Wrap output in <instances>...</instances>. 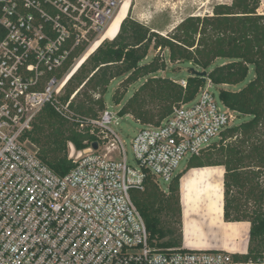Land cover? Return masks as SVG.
<instances>
[{"label":"built area","instance_id":"1","mask_svg":"<svg viewBox=\"0 0 264 264\" xmlns=\"http://www.w3.org/2000/svg\"><path fill=\"white\" fill-rule=\"evenodd\" d=\"M124 1L0 0V264H264V254L158 249L134 200L149 176L169 184L186 156L219 144L236 125L240 113L218 100L210 79L159 124H144L132 139L139 167L128 161L116 127L120 110L111 106L91 120L105 153L90 145L76 158L79 151L70 145L75 165L66 174L45 164L27 137L47 105L73 119L74 95L66 104L60 97L101 42L88 48L93 35ZM181 84L186 87L187 79Z\"/></svg>","mask_w":264,"mask_h":264},{"label":"trees","instance_id":"2","mask_svg":"<svg viewBox=\"0 0 264 264\" xmlns=\"http://www.w3.org/2000/svg\"><path fill=\"white\" fill-rule=\"evenodd\" d=\"M259 4L260 0L218 4L212 15L189 16L169 36L158 34L128 15L117 36L100 44L66 84L60 98L66 104L74 95L69 105L73 119L51 105L37 115L27 137L37 146L38 156L55 172L62 175L69 172L75 165L70 145L82 151L100 140V131L91 120L97 119L105 109V100L102 96L94 99L90 90L104 95L118 77L127 75V85L146 78L124 103L120 114H131L143 124L154 125L169 116L175 106L192 101L208 79L216 86L246 82L238 90L219 89L225 104L247 118L224 132V139L242 134V145L227 144L223 139L209 147L217 150L218 161H205L201 154L193 156L187 170L213 165L225 167V219L251 222L248 253L264 254V207L253 210L252 215L241 213L240 202L231 196L233 189H238L256 202L264 201V189L259 192L258 181L264 168V14L257 13ZM153 43L168 48L172 61L197 67L187 78L186 87L160 75L166 63L158 57L145 63ZM85 48L83 45L76 49L62 73L70 69L74 58ZM218 59L224 61L215 64ZM195 70L207 71L206 81L194 74ZM124 97V94L114 95V101L121 103ZM184 172L178 173L166 188L149 176L145 189L133 193L149 229L150 241L161 250L183 246L180 180Z\"/></svg>","mask_w":264,"mask_h":264},{"label":"rangeland","instance_id":"3","mask_svg":"<svg viewBox=\"0 0 264 264\" xmlns=\"http://www.w3.org/2000/svg\"><path fill=\"white\" fill-rule=\"evenodd\" d=\"M233 0H128V14L133 19L140 21L141 23L145 24L153 31H156L160 35L169 36L174 33L176 27L189 16H205V15H212L214 11V7L221 3L231 4ZM121 6L117 9L115 15L119 12ZM257 13L264 14V0H260L259 7L257 8ZM114 15V16H115ZM126 16V17H127ZM125 17V18H126ZM113 19V18H112ZM111 19V20H112ZM111 20L106 25L104 30L100 33H95L93 38L90 41L88 48L94 44L96 40H100V44H102L105 40H112L110 38H104V33L109 27ZM123 22V21H122ZM122 24V23H121ZM121 28V25H120ZM114 39V38H113ZM99 47V46H98ZM97 47V48H98ZM87 48V49H88ZM96 51V50H95ZM94 51V52H95ZM90 52L87 57H89L92 53ZM155 57H158L160 62L164 61L166 63L165 69H162L160 75L163 77H169L174 81H177L181 84L184 79L189 78L193 74V69H197V67L188 62H179V61H172L170 59V52L168 48H160L156 47L155 43H153L150 47L149 54L145 60V63L152 61ZM86 59H82L81 63H83ZM222 59L216 60L215 64L221 63ZM80 67V66H79ZM253 70V69H252ZM252 73V72H251ZM126 76H121L114 79L108 87V91L106 94H102L100 92H95L90 90V95L93 96L94 99H98L101 96L105 100V107L111 106L115 111L121 110L124 103L127 101L129 97H131L142 85V83L146 80L142 79L136 81L132 84L127 85L125 80ZM246 82L240 85H231V84H224L220 86L214 85L211 87V90L216 94L218 100L220 96V88L230 89V90H238L242 86H244ZM182 85V84H181ZM124 94V98L121 103H116L114 101V95ZM96 109H98L97 105H94ZM119 121L116 123V127L121 132L122 137L126 141L127 147V154H128V161L131 165L139 167L133 152L132 148V139L138 134V132L145 128V125L134 118L131 114L120 115L119 114ZM247 118L244 116H240L239 119L235 122V124H239L243 122ZM264 139V134L262 135ZM243 141V135L239 134L238 138H227L224 143L227 144H241ZM93 150H99L102 153H105L106 142L101 140L99 142H94L91 144ZM73 148H69V152L72 151ZM82 154L81 151L77 152L76 158L80 157ZM217 150L214 148L206 149L200 157L203 158L205 161H218ZM121 157L118 155L117 159ZM192 157L189 155L186 156L181 163L179 164L176 173H180L187 170L189 161ZM214 167H224L222 165H213ZM213 166H205V167H213ZM254 168V167H249ZM257 169V168H254ZM260 182V189L259 192L264 189V168L262 170L261 176L258 179ZM160 184L163 188H166L168 184L164 182V180L160 179ZM199 192V190L194 191ZM231 196L238 200L241 205V213H248L252 215V211L257 208L264 207V201L262 203L256 202L254 197H249L245 194L244 190L233 189L231 192ZM264 200V198H263ZM225 201V198H224ZM180 202H181V190H180ZM182 207V205H181ZM180 228L179 225H177ZM177 228V229H178Z\"/></svg>","mask_w":264,"mask_h":264},{"label":"crops","instance_id":"4","mask_svg":"<svg viewBox=\"0 0 264 264\" xmlns=\"http://www.w3.org/2000/svg\"><path fill=\"white\" fill-rule=\"evenodd\" d=\"M224 179L225 167H193L184 172L180 180L183 247L248 252L251 222L225 219Z\"/></svg>","mask_w":264,"mask_h":264},{"label":"bare ground","instance_id":"5","mask_svg":"<svg viewBox=\"0 0 264 264\" xmlns=\"http://www.w3.org/2000/svg\"><path fill=\"white\" fill-rule=\"evenodd\" d=\"M127 2H128V0H125L124 1V3H123V5H122V7L120 8V9H122L121 11L120 10H118V11H120L119 12V14L117 13L114 17H113V19L111 20V23H110V25H109V27H108V29H107V32H106V34L104 35V38H107V37H112L113 35H115L114 36V38L117 36V34L119 33V31H120V29H119V26H120V24H121V20H123V18L126 16V14H127V10H128V7H127ZM114 20V21H113ZM113 22V23H112ZM99 44H100V42L99 41H97L95 44H94V46L92 47V49L90 50V52H94L96 49H97V47L99 46ZM89 52V53H90ZM89 53H88V55H89ZM87 59V58H86ZM79 66H80V64L78 65V68H79ZM77 68V69H78ZM214 167V166H213ZM210 170V169H209Z\"/></svg>","mask_w":264,"mask_h":264},{"label":"water","instance_id":"6","mask_svg":"<svg viewBox=\"0 0 264 264\" xmlns=\"http://www.w3.org/2000/svg\"><path fill=\"white\" fill-rule=\"evenodd\" d=\"M194 74L202 76L204 81H206V79H207V77H206L207 76V71H197V70H195Z\"/></svg>","mask_w":264,"mask_h":264}]
</instances>
